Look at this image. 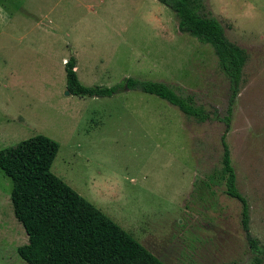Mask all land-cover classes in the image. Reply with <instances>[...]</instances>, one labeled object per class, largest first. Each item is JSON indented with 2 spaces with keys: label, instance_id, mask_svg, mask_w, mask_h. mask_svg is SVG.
<instances>
[{
  "label": "rangeland",
  "instance_id": "374dc122",
  "mask_svg": "<svg viewBox=\"0 0 264 264\" xmlns=\"http://www.w3.org/2000/svg\"><path fill=\"white\" fill-rule=\"evenodd\" d=\"M202 1L247 53L236 95L213 48L158 0H0V151L37 135L58 142L52 173L164 264H264V0ZM71 59L83 85L119 90L71 94ZM127 79L163 83L209 119ZM224 135L250 237L242 202L210 181ZM12 190L0 168V264H28Z\"/></svg>",
  "mask_w": 264,
  "mask_h": 264
},
{
  "label": "trees",
  "instance_id": "16d2710c",
  "mask_svg": "<svg viewBox=\"0 0 264 264\" xmlns=\"http://www.w3.org/2000/svg\"><path fill=\"white\" fill-rule=\"evenodd\" d=\"M171 10L179 30L201 43L210 45L222 72L230 80L236 95L247 62V53L229 41L223 25L202 14V0H158ZM67 87L80 97H110L120 86L87 87L77 74L75 59L66 64ZM128 87H136L176 106L188 117L206 122L209 115L163 83L127 79ZM223 122L228 126L233 113V101ZM223 167L220 175L210 176L212 183L224 181L227 195L243 204V228L249 235V207L237 189L226 135ZM60 145L44 135H37L16 146L0 151V168L13 180L12 203L17 220L23 225L28 244L18 248L19 256L28 264H164L112 219L85 200L51 168Z\"/></svg>",
  "mask_w": 264,
  "mask_h": 264
}]
</instances>
